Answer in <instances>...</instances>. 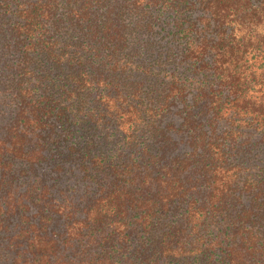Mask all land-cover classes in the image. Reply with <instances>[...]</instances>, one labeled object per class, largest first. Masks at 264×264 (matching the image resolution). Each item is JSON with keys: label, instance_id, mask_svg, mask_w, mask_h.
Instances as JSON below:
<instances>
[{"label": "trees", "instance_id": "obj_1", "mask_svg": "<svg viewBox=\"0 0 264 264\" xmlns=\"http://www.w3.org/2000/svg\"><path fill=\"white\" fill-rule=\"evenodd\" d=\"M0 264H264V0H0Z\"/></svg>", "mask_w": 264, "mask_h": 264}, {"label": "rangeland", "instance_id": "obj_2", "mask_svg": "<svg viewBox=\"0 0 264 264\" xmlns=\"http://www.w3.org/2000/svg\"><path fill=\"white\" fill-rule=\"evenodd\" d=\"M10 111V110H9Z\"/></svg>", "mask_w": 264, "mask_h": 264}]
</instances>
